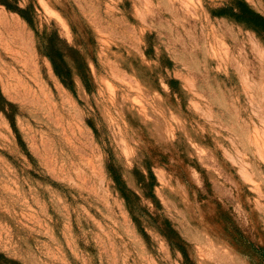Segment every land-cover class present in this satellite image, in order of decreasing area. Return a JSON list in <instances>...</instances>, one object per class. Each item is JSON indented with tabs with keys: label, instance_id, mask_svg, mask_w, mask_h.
I'll use <instances>...</instances> for the list:
<instances>
[{
	"label": "rangeland",
	"instance_id": "374dc122",
	"mask_svg": "<svg viewBox=\"0 0 264 264\" xmlns=\"http://www.w3.org/2000/svg\"><path fill=\"white\" fill-rule=\"evenodd\" d=\"M0 264H264V0H0Z\"/></svg>",
	"mask_w": 264,
	"mask_h": 264
}]
</instances>
